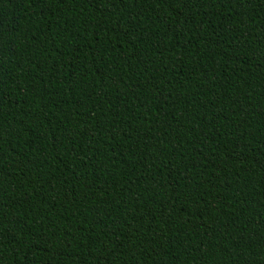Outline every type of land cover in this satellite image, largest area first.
Segmentation results:
<instances>
[{"label":"trees","instance_id":"obj_1","mask_svg":"<svg viewBox=\"0 0 264 264\" xmlns=\"http://www.w3.org/2000/svg\"><path fill=\"white\" fill-rule=\"evenodd\" d=\"M0 264H264V0H0Z\"/></svg>","mask_w":264,"mask_h":264}]
</instances>
